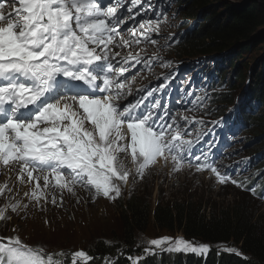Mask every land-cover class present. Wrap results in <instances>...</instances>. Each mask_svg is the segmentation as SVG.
I'll return each mask as SVG.
<instances>
[{
  "label": "snow or ice",
  "instance_id": "1",
  "mask_svg": "<svg viewBox=\"0 0 264 264\" xmlns=\"http://www.w3.org/2000/svg\"><path fill=\"white\" fill-rule=\"evenodd\" d=\"M126 2L132 6L129 12L137 5L143 7L140 0ZM6 3L12 11H5ZM122 6L121 0H110L108 5L101 0H0V168H18L21 184L34 182L31 194L24 195L36 206L48 202L46 190L50 187L75 196L79 185L93 201L101 196L116 200L132 174L125 164L128 157L136 176L143 179L161 160L165 164L171 161L173 171H180L186 160L185 145L191 154L192 141L183 139L186 132L176 117H170L171 123H158L164 118L151 109L137 111L141 101L117 103L133 92L124 76L128 69L112 63L120 55L112 48L140 44L141 37L156 45L158 40L150 34L159 35L161 23L167 20L164 13H157L156 20L140 23L143 31L128 29L131 35L125 39L119 28L125 18L117 11ZM167 39L164 46H168ZM157 59L129 53L122 61L134 60L150 69ZM170 65L171 61L163 64ZM188 166H192L190 161ZM195 168L210 171L221 184L231 179L211 164L198 163ZM231 183L244 187L236 180ZM11 191L7 181L0 184V196ZM250 191L256 195L255 188ZM56 202L52 194L51 203ZM27 208L28 204L10 200L0 207V221L11 219L6 214L9 209L17 213ZM147 244L144 252L148 255L155 254V249L198 255L209 251V245L183 237L165 236ZM224 250L242 255L235 248ZM68 257L70 264H89L94 259L82 249L46 253L39 245L25 244L19 236H0V264H68ZM105 264H110L107 258Z\"/></svg>",
  "mask_w": 264,
  "mask_h": 264
},
{
  "label": "trees",
  "instance_id": "2",
  "mask_svg": "<svg viewBox=\"0 0 264 264\" xmlns=\"http://www.w3.org/2000/svg\"><path fill=\"white\" fill-rule=\"evenodd\" d=\"M187 3L182 17L192 25L189 30H184L183 41L171 48L172 54L188 60L208 57L220 73L229 69L232 83L244 81L245 89L240 97L229 93L218 99L227 105L242 98L259 102L263 110L251 121L252 134L263 138L264 58L246 70L237 64L247 52L264 44L263 35L259 33L264 28V8L257 3L237 7L217 0H188ZM257 51L260 50H254ZM253 144L256 145V140ZM253 152L264 153V142L254 147ZM227 187L223 184L221 190ZM236 198L232 204L216 206L191 198L164 200L159 195L152 207L142 196L128 193L117 206L123 226L119 245L116 240L103 238L87 247L88 253L94 257L90 264H98L106 254L118 257L116 264H125V257L137 250V242L146 234L149 225L157 231L180 233L194 243L208 244L210 251L204 264H264V217L255 214L251 207L253 199L246 193H239ZM225 247L235 248L242 255L225 251ZM118 251L123 254L118 256ZM164 259L168 264L202 263L192 254L166 256Z\"/></svg>",
  "mask_w": 264,
  "mask_h": 264
},
{
  "label": "rangeland",
  "instance_id": "3",
  "mask_svg": "<svg viewBox=\"0 0 264 264\" xmlns=\"http://www.w3.org/2000/svg\"><path fill=\"white\" fill-rule=\"evenodd\" d=\"M187 1L188 0H184L182 3L183 8L189 5V3H186ZM217 1L234 4L237 7H248L252 3H257L260 7L264 8V0ZM213 4H215V2H213ZM199 11H202V9ZM182 13H184V9H182L181 12L179 11V17L175 22L178 26L180 25L179 29L174 31L171 29L167 32L176 34L191 27V21H181ZM259 33L263 35L264 40V28ZM163 43H165V40L161 39L157 45L151 48L152 51L156 53L157 47ZM263 45H260L257 49L253 48L251 52H247L237 66L239 65L240 69L243 68V70H246L255 65L256 62L261 61L264 58ZM254 50L260 51L254 52ZM161 54H163V52H161ZM170 58L171 61L174 62L173 57ZM175 61L176 63H179L178 60ZM182 66V64L179 65V70ZM228 71L229 69L226 68L223 73ZM243 82H233L232 89L233 87L235 89L232 94L238 95L245 89V83ZM196 84V78L194 82H192V80L188 82V86L190 87L189 92H194L193 89ZM149 93H151V95H155V97L158 95L155 91H151L145 93L143 95L144 98L151 96ZM189 95L191 100L193 98V94L190 93ZM194 100L199 102L197 96L194 97ZM228 128L229 126L224 127L217 124L209 131V137L200 140V147L203 149L200 159L204 161V163L209 164L216 161L225 167L228 166L224 159L225 155L223 154L222 149L226 146L224 143H228V141L223 140V134H225V131L228 130ZM229 131L231 135L234 134L232 127L229 128ZM250 134V138H248L247 141H244L239 145H235L236 150L239 149V157L251 155L253 148L264 142V137L259 139L252 133ZM254 140H256V145L251 144L250 146L244 147L246 144ZM125 164L128 168L132 169V174L129 176L128 183L122 186L121 195L116 200L100 198L93 201L85 191V188H83L84 191H82L76 187V195L73 196L67 191L61 193L60 190L50 187L46 190L49 194L48 202L45 203L44 201H41L40 206H36L35 201L30 202L29 198L24 195L25 192L31 194L30 188L32 189L33 187L32 183L21 184L17 179L19 169L15 167L12 168L11 177L13 176V181L7 182L8 187L11 188L12 191L5 192L3 196H0V207L8 204L11 200L12 203L20 201L22 205L28 204V208L24 210L18 209L17 213H14L9 209L6 214L10 216L11 219L7 221H0V236H19L25 244L31 246L39 245L48 252L57 250L86 249L87 247H91L92 244L103 240V238L107 240H116L119 245V242L122 239L121 236L123 226L117 206L122 194L126 195L127 193L131 194L133 192L138 196H142L144 200L150 202L152 207H154L159 195H162L164 200L191 198L192 201L201 200L216 206H225L232 204L237 199V194H245V192L241 191L237 186L230 184H226V186L231 189L227 187L225 190H221V187L219 189V185L209 179L207 175L197 176L189 170H183L184 168H181L180 171H173V164L170 161L167 164H165L162 160L157 162L146 171L143 179L136 176L135 168L130 162V157L125 160ZM2 175H4V170H1L0 172V184L5 182ZM24 186V192H22V188ZM52 194L56 196V204L51 203ZM246 194L253 199L251 207L255 214L264 217V202L258 201L255 196L249 193ZM123 198H125V196L122 197V199ZM45 221H47V223H45ZM13 229H15V231H13ZM165 236L173 238L182 237L180 233L170 234L167 232L157 231L149 225L146 234L141 236L139 242L137 243H139L141 247H148L149 245L147 242L149 240ZM158 251L161 250L155 249V253Z\"/></svg>",
  "mask_w": 264,
  "mask_h": 264
},
{
  "label": "bare ground",
  "instance_id": "4",
  "mask_svg": "<svg viewBox=\"0 0 264 264\" xmlns=\"http://www.w3.org/2000/svg\"><path fill=\"white\" fill-rule=\"evenodd\" d=\"M1 170L3 171L4 170V175H2L3 176V180L4 181H7V182H9V181H13L12 180V177H11V170H5V169H0V172H1ZM17 180V179H16ZM15 182V181H14ZM21 188V187H20ZM24 188H25V186L22 188V192H24ZM30 190H31V188H30Z\"/></svg>",
  "mask_w": 264,
  "mask_h": 264
}]
</instances>
